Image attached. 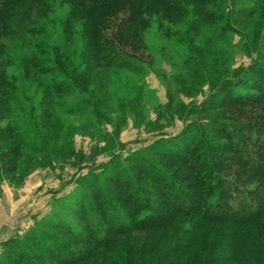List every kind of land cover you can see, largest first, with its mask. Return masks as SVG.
<instances>
[{
  "label": "trees",
  "instance_id": "16d2710c",
  "mask_svg": "<svg viewBox=\"0 0 264 264\" xmlns=\"http://www.w3.org/2000/svg\"><path fill=\"white\" fill-rule=\"evenodd\" d=\"M53 2L67 6L78 42L46 35ZM229 6L0 0V178L17 175L22 157L29 170L92 159L66 139L50 140L52 115L29 94L34 82L46 102L78 95L76 108L91 113L104 71L150 64L154 25L183 46V75L151 123L177 118L178 132L124 157L112 152L118 139L103 145L109 159L88 167L77 192L0 242V264H264V0L241 15ZM235 36L251 57L238 69L230 67ZM203 85L199 102L178 97Z\"/></svg>",
  "mask_w": 264,
  "mask_h": 264
},
{
  "label": "rangeland",
  "instance_id": "374dc122",
  "mask_svg": "<svg viewBox=\"0 0 264 264\" xmlns=\"http://www.w3.org/2000/svg\"><path fill=\"white\" fill-rule=\"evenodd\" d=\"M257 2L258 0H228L232 6L229 8L235 10V15H241L242 11L256 6ZM67 14L66 5L52 3L48 13L49 24L46 25V35H51L52 41L56 38L64 41L63 36H73V43L78 42V25L73 23L70 31L67 30V23L70 21L66 20ZM164 35L163 32H156V25L146 35L148 46L150 45L146 56L151 62L145 69L139 72L127 69L103 72V83L99 88L97 86V109L91 113L76 108L78 95L61 94L52 103L46 102L42 87L33 83L29 94L34 96L41 107H47L52 115L50 125L53 133L50 140L58 144L66 139L76 151L92 159L79 168L66 160L55 163L53 168L35 167L29 170L26 165L30 164L22 157L21 171L17 175L0 178V239L24 231L35 217L47 215L62 199L77 192L78 179L89 170L88 167H97L109 159L108 151H101V148L110 140L118 139L119 145L112 152L124 157L131 150L142 147L157 137L178 132L183 123L167 116L160 119L158 128H151V123L156 119L155 109L163 112L168 95L176 89L174 77L183 75V46ZM232 43L230 67L238 69L249 64L251 57L241 49L239 37L235 36ZM77 47V43L69 46L65 49V54H74ZM14 67L15 65L11 70ZM207 93L208 87L203 85L201 91L191 97H178L185 102H199ZM2 124L5 126L6 122L0 126ZM115 128L118 129L117 136L114 135ZM16 226L19 228L16 229Z\"/></svg>",
  "mask_w": 264,
  "mask_h": 264
},
{
  "label": "crops",
  "instance_id": "0c3cea01",
  "mask_svg": "<svg viewBox=\"0 0 264 264\" xmlns=\"http://www.w3.org/2000/svg\"><path fill=\"white\" fill-rule=\"evenodd\" d=\"M3 210H4V209H3ZM17 224H18V223H17V221H16V225H17ZM18 228H19V227H17V226H16V229H18ZM8 236H9V235H7V236H5V237L1 238V239H0V241H3V240H5L6 238H8Z\"/></svg>",
  "mask_w": 264,
  "mask_h": 264
}]
</instances>
